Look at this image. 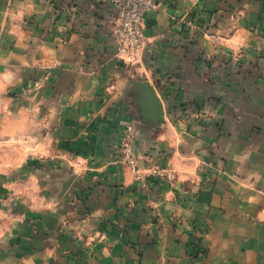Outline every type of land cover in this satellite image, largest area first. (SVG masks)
Returning a JSON list of instances; mask_svg holds the SVG:
<instances>
[{
    "label": "crops",
    "instance_id": "0c3cea01",
    "mask_svg": "<svg viewBox=\"0 0 264 264\" xmlns=\"http://www.w3.org/2000/svg\"><path fill=\"white\" fill-rule=\"evenodd\" d=\"M164 2L147 30V65L122 69L90 4L72 43L55 31L38 45L22 11L48 24L46 0H0L1 80L18 86L24 71L63 68L48 82L67 88L46 96L48 155L82 159L61 203L45 205V234L15 245V264H264V0ZM128 69L137 75L123 77ZM188 102L206 110L185 118ZM126 121L138 124L141 175L120 160Z\"/></svg>",
    "mask_w": 264,
    "mask_h": 264
},
{
    "label": "rangeland",
    "instance_id": "374dc122",
    "mask_svg": "<svg viewBox=\"0 0 264 264\" xmlns=\"http://www.w3.org/2000/svg\"><path fill=\"white\" fill-rule=\"evenodd\" d=\"M82 2L92 6L89 8L93 10L89 12V17L95 22L100 20L104 33L115 43L116 58L122 69L146 64L147 30L165 9L164 0H46L52 12L49 23L32 21L31 16L34 13L22 11L23 18H26L21 23L22 31H32V27L37 25L35 37L37 34L38 36L34 37L33 43L38 45L49 43V37L55 31L61 33L58 42L72 43V35H82ZM190 16L192 20H196L198 15ZM174 20H182V26L188 23L179 17H174ZM186 27L184 26V31H191L185 30ZM62 69L55 66L44 67L39 71H24L22 84L11 87L6 86L0 76V254L6 253V256L0 257L5 259L6 264H15L14 251L17 243L24 244L38 235L45 234V231H39V221L45 222L42 217L47 215L44 211L46 203H61L75 179L82 174V159L79 153L74 155V160L56 157L59 155L56 152L54 160L48 155L49 144H54L56 140L52 139L53 135L47 133L46 96L51 93L48 99L57 100L64 94L63 89L67 90L57 82L48 86V82L57 78ZM128 70H125L123 77L127 78L126 73L137 75ZM157 73L154 72V76ZM107 86L109 87H106V90L113 84ZM150 91L151 107L158 112L162 109V103L157 99V91L153 85ZM153 96H156V100ZM54 103L57 105V101ZM111 106L116 111V105ZM118 107L119 113L127 114L122 103L118 102ZM204 107L201 103L188 102L180 111L186 118L197 110H206ZM160 120L152 119V124L159 126ZM128 127L134 130L131 148L132 156L137 162L139 157L135 147L138 131L136 121L123 123L119 145L120 160L124 161L126 157ZM48 187L51 188L49 196ZM78 201L80 202V199H74L75 204H79Z\"/></svg>",
    "mask_w": 264,
    "mask_h": 264
},
{
    "label": "built area",
    "instance_id": "2783aa9c",
    "mask_svg": "<svg viewBox=\"0 0 264 264\" xmlns=\"http://www.w3.org/2000/svg\"><path fill=\"white\" fill-rule=\"evenodd\" d=\"M134 134V130L132 127H128L127 132H126V141H128L127 146L125 147L126 149V157H125V162L134 170L138 175L140 174L138 167H137V162L132 156V148H131V143H132V137Z\"/></svg>",
    "mask_w": 264,
    "mask_h": 264
}]
</instances>
